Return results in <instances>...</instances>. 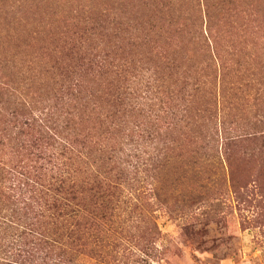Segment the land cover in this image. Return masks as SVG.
<instances>
[{"label": "rangeland", "instance_id": "obj_1", "mask_svg": "<svg viewBox=\"0 0 264 264\" xmlns=\"http://www.w3.org/2000/svg\"><path fill=\"white\" fill-rule=\"evenodd\" d=\"M55 110L86 146L166 149L103 192L105 249L79 264H264V0H0V172L24 162L13 112ZM21 207L0 197V221Z\"/></svg>", "mask_w": 264, "mask_h": 264}, {"label": "trees", "instance_id": "obj_2", "mask_svg": "<svg viewBox=\"0 0 264 264\" xmlns=\"http://www.w3.org/2000/svg\"><path fill=\"white\" fill-rule=\"evenodd\" d=\"M133 96L122 101L139 108ZM13 114L19 118L12 146L24 162L1 169L9 186H0V197L18 201L22 214L0 221V264H79L77 254L98 252L100 257L106 216L95 207L105 201L103 192L134 181L140 173L166 170L162 142L153 143V134L143 129L127 130L128 138H137L130 148L111 138L86 146L84 139L76 140L67 111ZM119 128L125 133L126 128ZM16 189L19 197L12 195ZM87 205L95 208L91 214ZM109 240L110 245L117 243L115 236Z\"/></svg>", "mask_w": 264, "mask_h": 264}]
</instances>
